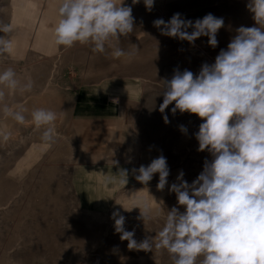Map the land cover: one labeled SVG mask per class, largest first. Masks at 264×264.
<instances>
[{
    "label": "rangeland",
    "instance_id": "1",
    "mask_svg": "<svg viewBox=\"0 0 264 264\" xmlns=\"http://www.w3.org/2000/svg\"><path fill=\"white\" fill-rule=\"evenodd\" d=\"M124 3L132 7L134 31L118 46L125 51L137 46L130 60H115L111 49L94 53L79 43L57 48L52 36L57 0H0V23L14 25L15 41L13 57L0 64V71L12 67L22 81L31 77L34 82L30 92L6 96V102L26 107L29 121L39 107L58 117L50 147L41 141L44 129L7 121L11 137L0 140V264H173L166 250L129 249L115 231L112 214L118 210L125 217L124 229L134 231L139 244L162 229L167 210L184 211L170 186L180 171L191 184L212 157L197 150L199 117L173 114L175 102L164 114L159 111L164 81L176 69L198 74L202 64L214 63L238 28L256 26L254 13L249 0H154L151 11L143 0ZM175 13L193 22L209 13L223 18L218 45L209 46L206 36L193 45L162 35L153 21L167 22ZM130 83L137 85L136 99L111 94ZM165 114L170 123L164 122ZM160 155L170 169L163 190L157 188L158 173L145 185L133 171ZM105 167L116 178L107 200L93 174ZM137 199L151 207L150 219L143 221L139 208L131 209Z\"/></svg>",
    "mask_w": 264,
    "mask_h": 264
},
{
    "label": "clouds",
    "instance_id": "2",
    "mask_svg": "<svg viewBox=\"0 0 264 264\" xmlns=\"http://www.w3.org/2000/svg\"><path fill=\"white\" fill-rule=\"evenodd\" d=\"M143 2L151 11L154 0ZM138 3L140 0H132L133 5ZM247 7L254 13L256 26L238 28L227 49H221L214 63L202 64L198 74L176 69L164 81L159 111L164 114L175 102L173 114L179 111L199 117L203 122L195 133L197 150H206L212 159L205 160L203 171L191 184L180 171L178 182L169 191L176 194L184 211L177 206L167 210L164 226L154 238L138 244L134 231L124 229L125 217L118 210L113 212L115 231L128 241L129 249L152 251L154 246L166 250L173 264H264V0H249ZM134 23L132 7L124 0H57L53 43L65 50L77 43L91 46L94 53L111 49L112 59L130 60L139 50L137 46L125 51L118 45L134 31ZM223 24V18L211 13L194 22L180 13L167 22L162 18L153 21L164 36L193 45L206 36L212 48L218 45ZM13 32V24L0 23L4 34L0 36V64L13 57ZM33 84L31 77L18 78L12 67L0 71V140L10 139L7 121L12 120L44 129L41 141L50 147L57 136V113L35 108L29 121L26 107L6 102V96L30 92ZM163 119L170 123L166 114ZM180 131L187 133V128L181 125ZM133 171L138 172L136 180L145 185L158 173L159 190L165 188L170 174L163 155ZM122 176L125 185L126 171ZM133 208H139L143 221L151 218L147 201L137 199ZM162 212L161 204L158 214Z\"/></svg>",
    "mask_w": 264,
    "mask_h": 264
},
{
    "label": "bare ground",
    "instance_id": "3",
    "mask_svg": "<svg viewBox=\"0 0 264 264\" xmlns=\"http://www.w3.org/2000/svg\"><path fill=\"white\" fill-rule=\"evenodd\" d=\"M116 93L117 94L127 93L130 95H136L137 94V87L135 90L129 89V92H128V89H126L124 87V88L119 89V91H117ZM78 169H80V167ZM93 174H95L96 179L98 181H101L103 183L104 191H105V198L107 200L110 197V193L116 187V178H115L113 169L110 167H105L103 170L93 172Z\"/></svg>",
    "mask_w": 264,
    "mask_h": 264
},
{
    "label": "crops",
    "instance_id": "4",
    "mask_svg": "<svg viewBox=\"0 0 264 264\" xmlns=\"http://www.w3.org/2000/svg\"><path fill=\"white\" fill-rule=\"evenodd\" d=\"M22 12H24V10H21ZM13 38V41H14V37ZM15 42V41H14ZM49 46H51V44H49ZM14 47H15V43H14ZM137 85L136 84H126L125 88L128 89V92H129V89H136ZM119 91V89H116V90H113L112 91V95L113 96H120L121 98L125 99V98H131V99H136L137 98V94L136 95H130V94H127V93H124V94H117L116 92Z\"/></svg>",
    "mask_w": 264,
    "mask_h": 264
}]
</instances>
